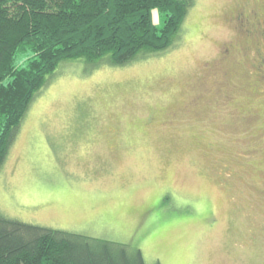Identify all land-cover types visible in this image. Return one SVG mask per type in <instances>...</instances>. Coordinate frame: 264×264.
Instances as JSON below:
<instances>
[{
  "label": "rangeland",
  "instance_id": "1",
  "mask_svg": "<svg viewBox=\"0 0 264 264\" xmlns=\"http://www.w3.org/2000/svg\"><path fill=\"white\" fill-rule=\"evenodd\" d=\"M244 1L250 40L228 19ZM263 3L190 0L163 52L62 60L8 145L0 212L160 264H264Z\"/></svg>",
  "mask_w": 264,
  "mask_h": 264
},
{
  "label": "trees",
  "instance_id": "2",
  "mask_svg": "<svg viewBox=\"0 0 264 264\" xmlns=\"http://www.w3.org/2000/svg\"><path fill=\"white\" fill-rule=\"evenodd\" d=\"M189 3L0 0V165L25 109L62 60L122 64L163 52L174 43ZM154 8L169 12L170 19L161 27L152 20ZM29 53L32 55L20 67L18 56ZM259 53L264 55V49ZM0 264L160 263L147 261L138 246L126 242L52 228L0 212Z\"/></svg>",
  "mask_w": 264,
  "mask_h": 264
},
{
  "label": "flooded vegetation",
  "instance_id": "3",
  "mask_svg": "<svg viewBox=\"0 0 264 264\" xmlns=\"http://www.w3.org/2000/svg\"><path fill=\"white\" fill-rule=\"evenodd\" d=\"M246 4L247 3L244 1V3L241 4V5H243L241 8H239V6H237L236 10H235V15L229 14L228 19H229V21H238L239 24H241L244 29H247L251 32L250 37H252V36H254V33L250 29V26H251L250 20H253V18H254L253 14H255V13L251 12L249 10L247 11ZM262 5H263V9H264V3ZM262 21H264V19ZM259 34L262 35V39H263L264 38V28L261 31H259ZM250 39H252V38H249V40ZM230 45H233V44H230ZM230 49L231 48L229 47V51H230ZM257 58H259V60H257ZM255 59L257 60V64H254V65L256 66L255 68H257L258 66H260L262 61H264V55L263 56H260V55L256 56ZM261 76L264 78V75H261Z\"/></svg>",
  "mask_w": 264,
  "mask_h": 264
}]
</instances>
